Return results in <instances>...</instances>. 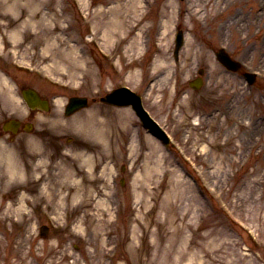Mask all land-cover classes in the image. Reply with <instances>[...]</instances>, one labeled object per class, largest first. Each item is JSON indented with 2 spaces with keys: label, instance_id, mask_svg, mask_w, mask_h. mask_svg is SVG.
<instances>
[{
  "label": "rangeland",
  "instance_id": "374dc122",
  "mask_svg": "<svg viewBox=\"0 0 264 264\" xmlns=\"http://www.w3.org/2000/svg\"><path fill=\"white\" fill-rule=\"evenodd\" d=\"M171 1L163 51L149 28L137 53L131 36L114 33L107 44L88 33L76 8L111 16L118 0H0V50L32 70L12 71L17 85L58 96L28 117L31 133L0 130V264H264V0H210L196 21L177 11L201 9L199 0H145L148 27ZM221 46L258 73L252 85L215 59ZM157 56L166 69H155ZM199 68L204 85L194 91ZM2 77L0 121L26 120L18 88ZM121 83L169 123L172 146L147 139L131 109L99 101ZM70 94L89 105L64 116Z\"/></svg>",
  "mask_w": 264,
  "mask_h": 264
},
{
  "label": "bare ground",
  "instance_id": "6f19581e",
  "mask_svg": "<svg viewBox=\"0 0 264 264\" xmlns=\"http://www.w3.org/2000/svg\"><path fill=\"white\" fill-rule=\"evenodd\" d=\"M143 2H145V0H118V3H116L114 6L116 8L112 10L113 13L111 16L108 13L109 11L107 13H102L103 11H99L95 15L94 21H96V23L95 22L93 23H95V25L97 26V28L102 34L101 36L105 39V42L107 41V44L110 39L108 35H112L114 33L126 35V36H122L121 39H125L128 36H131L129 48L134 50V52L140 53L141 52L140 50L142 49V46L144 45L143 38L145 34L147 33V31L149 30V28H152V30H154L153 36L156 38L158 42L157 48L160 51H163L164 46H165V39L171 32V28L169 27V25H171L175 21L176 12L174 8H176V5L174 4L173 1H171V3L163 5L160 10L161 19L159 23L157 25H152L148 27V24H147L148 18L145 12L146 2L144 3V5H143ZM199 3H201L204 7L199 9V8H196L198 7V4L197 5L193 4V5H190L187 9H179V11H177L178 13L177 19L182 20V21H184L185 19L187 20L199 19L198 14L201 13V11L205 10L207 5L210 3V0H199ZM104 15L108 17L109 23L105 24L106 20H104L103 18ZM19 16H21V13ZM100 22H103L104 25L101 26ZM97 28L93 24V30L95 34H99V31H97L98 30ZM14 41L17 42L16 40H13V41L9 40V42L12 45H14ZM189 47H190V41H188L187 43L188 51H190ZM157 61L158 62L155 64L156 70L166 69L167 63L162 61L161 57L157 56ZM2 79L5 80L3 77ZM119 110H121L124 113L128 112V109L125 107H121L119 108ZM98 125L99 124L97 125L93 124V127H91L92 126L91 124L90 127L93 128L95 132L96 127H98ZM98 133H100V129L98 130ZM145 136L147 139H152L151 136H149V134L147 133ZM85 158H86L85 159L86 161L90 160L89 156H86ZM69 173H70L69 171H66V174H69ZM109 233H110L109 231L105 232L106 235H108Z\"/></svg>",
  "mask_w": 264,
  "mask_h": 264
},
{
  "label": "water",
  "instance_id": "95a60500",
  "mask_svg": "<svg viewBox=\"0 0 264 264\" xmlns=\"http://www.w3.org/2000/svg\"><path fill=\"white\" fill-rule=\"evenodd\" d=\"M222 62L230 68H233V69L236 68V66L233 65L232 63H230V61L226 57H224L222 59ZM27 100L30 104H33V105L37 103V101L34 98H32L31 96L30 97L27 96ZM84 106H86V99L85 98H80V97L71 98L65 113L69 114L70 112L75 111V110H77L81 107H84ZM16 125H14L13 131H15Z\"/></svg>",
  "mask_w": 264,
  "mask_h": 264
},
{
  "label": "flooded vegetation",
  "instance_id": "af4514ba",
  "mask_svg": "<svg viewBox=\"0 0 264 264\" xmlns=\"http://www.w3.org/2000/svg\"><path fill=\"white\" fill-rule=\"evenodd\" d=\"M6 71H10V69H6ZM43 96H45V95H43Z\"/></svg>",
  "mask_w": 264,
  "mask_h": 264
}]
</instances>
